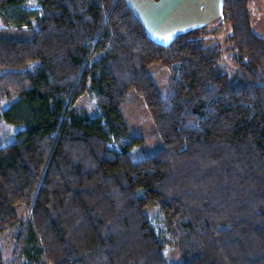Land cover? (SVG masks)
Listing matches in <instances>:
<instances>
[{
  "label": "trees",
  "instance_id": "1",
  "mask_svg": "<svg viewBox=\"0 0 264 264\" xmlns=\"http://www.w3.org/2000/svg\"><path fill=\"white\" fill-rule=\"evenodd\" d=\"M221 1L164 43L127 0H0V116L23 126L0 146V264H168L165 242L176 264H264V38ZM131 90L160 141L135 161Z\"/></svg>",
  "mask_w": 264,
  "mask_h": 264
},
{
  "label": "rangeland",
  "instance_id": "2",
  "mask_svg": "<svg viewBox=\"0 0 264 264\" xmlns=\"http://www.w3.org/2000/svg\"><path fill=\"white\" fill-rule=\"evenodd\" d=\"M155 1L157 3L154 2V5L157 4L158 6H154L155 9H151L147 17L143 18V21L145 22L149 30L155 28L159 20L165 17V15H167L172 10V0H164L162 2H159L160 0ZM196 8L198 7H195V9ZM221 17L222 6L220 16L216 19H213L212 21L207 22L206 24H216V22L220 20ZM258 24L254 26V29L256 31L258 30ZM261 24L264 26V22H261ZM224 35L225 29L221 30L218 37L222 39L224 38ZM148 70L151 74L152 80L158 88L159 93L164 96L166 93L167 79L169 77L168 67L164 65L153 64L148 67ZM91 100L92 98L87 92L77 101V105L79 107H83L84 110L90 115H93V111H89L90 106L92 107L93 105V103H90ZM7 103H9V101L6 102V97H4L3 99V97L0 96V112L6 107ZM120 112L122 113L123 119L128 127L130 134L132 136L141 137L143 140L139 146L131 149L128 152V155L133 161L142 159L147 153L157 148L160 144L158 135L154 128V124L150 119L148 110L142 97L134 90L129 91L127 101L120 108ZM22 128V125H12L6 123L0 116V146L6 145L9 142L13 141V139L15 138V133ZM18 210L21 211V208L19 207ZM149 221L154 230L159 234L161 232V229L159 227V224L157 223V218L153 216L152 213L150 214ZM12 234V229L8 230L7 232L0 233V242L9 253L11 252L14 243ZM162 252L166 257L168 264H176L178 262L176 252L174 251L173 246L170 243H164Z\"/></svg>",
  "mask_w": 264,
  "mask_h": 264
},
{
  "label": "crops",
  "instance_id": "3",
  "mask_svg": "<svg viewBox=\"0 0 264 264\" xmlns=\"http://www.w3.org/2000/svg\"><path fill=\"white\" fill-rule=\"evenodd\" d=\"M164 0H160L162 2ZM133 11L143 22L151 37L160 42L170 41L175 34L187 28L206 24L220 16L221 0H172V10L156 24L155 28L148 29L143 21L150 10L155 9V0H127ZM195 7H198L195 9ZM248 9L252 17V26L258 24L255 32L264 38V0H249Z\"/></svg>",
  "mask_w": 264,
  "mask_h": 264
}]
</instances>
